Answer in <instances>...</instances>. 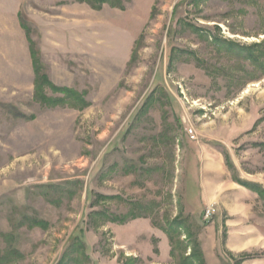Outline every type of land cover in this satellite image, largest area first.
<instances>
[{
    "label": "rangeland",
    "instance_id": "1",
    "mask_svg": "<svg viewBox=\"0 0 264 264\" xmlns=\"http://www.w3.org/2000/svg\"><path fill=\"white\" fill-rule=\"evenodd\" d=\"M195 245L264 264V0H0L1 264H180Z\"/></svg>",
    "mask_w": 264,
    "mask_h": 264
},
{
    "label": "trees",
    "instance_id": "2",
    "mask_svg": "<svg viewBox=\"0 0 264 264\" xmlns=\"http://www.w3.org/2000/svg\"><path fill=\"white\" fill-rule=\"evenodd\" d=\"M33 58L34 60L36 61V63L38 64V55L37 53H33ZM36 65V64H35ZM41 66H36V71H37V74L39 76L38 78V88H40V79L43 76V78L46 77L45 74H41L40 71H41ZM58 90L62 91V92H65L66 94L68 95H74L76 94L73 90H70V89H67V88H58ZM75 96V95H74ZM77 98H81L79 97L77 94H76ZM63 100L64 98H57V99H54L52 101V103L55 105V104H58V103H63ZM50 103H51V100H49ZM83 101V100H82ZM250 187H252L250 185ZM28 220L30 221V225L32 227L34 226H41V227H44L46 228V225H47V221L44 220V219H40V218H36V219H29ZM182 225V222H180L179 220H177V222L175 223V226L174 225H170L169 228H167V233L169 234V237L173 243V250H175V247L177 246L176 244L178 243L179 244V240H177L176 238V234L178 236V234H180V230H179V227ZM198 243V242H197ZM176 245V246H175ZM181 245V242L180 244ZM18 253V251L16 249H11V253L8 252V254H1L0 252V264L1 263H4L5 261H7L9 255H13V254H16ZM182 258V261L180 262V264H196L197 261H199V264H205V259H204V256H203V251L198 247V245H195V248H194V253L190 256H180Z\"/></svg>",
    "mask_w": 264,
    "mask_h": 264
},
{
    "label": "crops",
    "instance_id": "3",
    "mask_svg": "<svg viewBox=\"0 0 264 264\" xmlns=\"http://www.w3.org/2000/svg\"><path fill=\"white\" fill-rule=\"evenodd\" d=\"M206 180H207L206 179V175H203V177H202V186H201L202 187V193H201V195H202V200L204 202L208 203V205H211V204L216 203V201L220 200L221 196H220V194L219 195L216 194V191L215 192H213V191L211 192V190L209 189L208 185H205V181ZM246 207L248 208L247 209V211H248L250 206H246ZM246 235H244L245 236V239H243V241L241 243V246H240V248L237 251L244 250V249H246V247L248 245H251V243L248 242L249 237L246 236ZM230 241H232V237H230ZM163 246H164L165 251H168L169 250V247H167V244H166V238L163 241ZM229 247H231L232 249H234V246L233 245H229Z\"/></svg>",
    "mask_w": 264,
    "mask_h": 264
},
{
    "label": "built area",
    "instance_id": "4",
    "mask_svg": "<svg viewBox=\"0 0 264 264\" xmlns=\"http://www.w3.org/2000/svg\"><path fill=\"white\" fill-rule=\"evenodd\" d=\"M190 134L194 137V130L193 128H190L189 130ZM214 208H208L206 212V217H210L213 214Z\"/></svg>",
    "mask_w": 264,
    "mask_h": 264
}]
</instances>
